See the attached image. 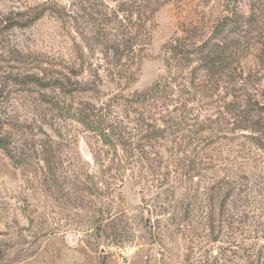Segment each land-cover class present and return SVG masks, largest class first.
Instances as JSON below:
<instances>
[{"label": "rangeland", "instance_id": "374dc122", "mask_svg": "<svg viewBox=\"0 0 264 264\" xmlns=\"http://www.w3.org/2000/svg\"><path fill=\"white\" fill-rule=\"evenodd\" d=\"M96 1L112 8L98 20L104 36L74 8ZM119 2L0 0V264H264V153L241 130L245 118L264 124V41L249 35L233 89L198 105L194 130L210 140L192 181L188 145L161 123L166 101L142 112L134 94L164 74L165 44L207 40L228 0H168L145 50ZM122 73L136 74L124 90ZM31 77L41 84H22ZM90 107L117 128L116 149L79 123ZM148 125L167 139L138 148ZM126 248L135 254L122 257Z\"/></svg>", "mask_w": 264, "mask_h": 264}, {"label": "trees", "instance_id": "16d2710c", "mask_svg": "<svg viewBox=\"0 0 264 264\" xmlns=\"http://www.w3.org/2000/svg\"><path fill=\"white\" fill-rule=\"evenodd\" d=\"M119 1L117 12L126 14L130 23H133L131 19L135 16L137 23L131 24V28L137 25V31L145 33L141 47L144 50L147 49L150 44V33L154 27L156 15L168 0ZM96 2L93 5L90 2L87 8L79 6L74 8L84 15L86 24L91 28V35L104 36V30H100L98 20L108 19L112 13V8L102 2ZM243 3H247L249 6L247 14L240 11ZM226 9V15L219 20L210 37L204 42L198 45H190L183 40H171L166 43L163 47L166 55L164 74L155 81L150 89L134 94L137 106L142 112H147L148 108L156 109L160 101H166L167 111L166 109L162 110V113L168 112V116L164 117L161 123L170 126L169 129L175 127L177 129L176 133H178V140L188 145V149L185 152L186 157H184L188 163L184 169L190 175V180L192 181L198 178L199 174H196L195 171L199 169V163L201 162L196 157L200 153L197 154L196 152H198L197 150L202 144L204 145L210 140V134L207 129L200 130L201 132L194 130L197 127H204V121H202L204 111L200 108L197 109L198 105L207 100V98L213 99L220 90L233 89L232 85L237 83L238 75L236 73L239 71L244 55L245 41H247V37L253 39L249 35H253L259 42L264 41V0H228ZM26 26L28 25H14L11 28ZM106 27L108 26L106 25ZM106 41L107 37H105L103 42L107 43ZM128 43L129 47L127 49L133 51L134 45L137 44ZM112 47L109 50H113L115 55H122L121 45L115 44ZM261 47L264 51L263 43ZM122 67H120L118 72L122 70ZM240 73L239 78H242L243 72L241 71ZM135 81L136 74L131 73L127 77L122 73L118 79V84L120 85L119 87L123 85L124 90L134 84ZM22 84L32 85L41 84V82L33 80V77H31V79L29 78L27 82H22ZM246 96L245 100L249 102L252 95ZM244 103L242 100V104ZM91 108L80 110L79 123L88 131L98 135L104 144L113 146L116 149L122 143V138L117 128H106L107 126H104L103 123L98 125L94 113L95 109L94 107L93 109ZM242 108H240V113L247 112V109L243 110ZM246 115L248 114L246 113ZM244 120L245 123H250L251 126H243L241 130L249 132L255 144L264 153V124L249 122L246 118ZM148 127L151 130L146 131L145 134H141L137 138L136 144L138 148L142 149L143 143L146 145L154 141L167 139V128L161 126L155 128L151 125H148ZM193 135H197V137L194 138ZM190 139L193 142L188 144ZM140 143L141 145H139ZM0 148L7 149L5 142L1 139Z\"/></svg>", "mask_w": 264, "mask_h": 264}, {"label": "built area", "instance_id": "2783aa9c", "mask_svg": "<svg viewBox=\"0 0 264 264\" xmlns=\"http://www.w3.org/2000/svg\"><path fill=\"white\" fill-rule=\"evenodd\" d=\"M119 253L124 258L132 257L135 254L134 250L129 248L120 249Z\"/></svg>", "mask_w": 264, "mask_h": 264}]
</instances>
